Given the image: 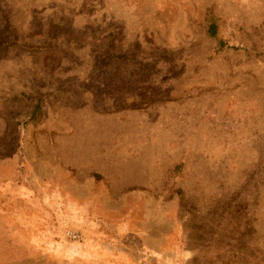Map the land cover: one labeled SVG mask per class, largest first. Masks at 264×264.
Here are the masks:
<instances>
[{
    "label": "rangeland",
    "instance_id": "374dc122",
    "mask_svg": "<svg viewBox=\"0 0 264 264\" xmlns=\"http://www.w3.org/2000/svg\"><path fill=\"white\" fill-rule=\"evenodd\" d=\"M0 264H264V0H0Z\"/></svg>",
    "mask_w": 264,
    "mask_h": 264
},
{
    "label": "built area",
    "instance_id": "2783aa9c",
    "mask_svg": "<svg viewBox=\"0 0 264 264\" xmlns=\"http://www.w3.org/2000/svg\"><path fill=\"white\" fill-rule=\"evenodd\" d=\"M66 236L72 240H79L81 238V234L73 230H68L66 232Z\"/></svg>",
    "mask_w": 264,
    "mask_h": 264
},
{
    "label": "trees",
    "instance_id": "16d2710c",
    "mask_svg": "<svg viewBox=\"0 0 264 264\" xmlns=\"http://www.w3.org/2000/svg\"><path fill=\"white\" fill-rule=\"evenodd\" d=\"M210 30L212 31V35H215L216 34V25L212 24L210 26ZM39 108H40V101L36 104V108H35V111L33 112L32 117L35 116V114H36L37 110H39Z\"/></svg>",
    "mask_w": 264,
    "mask_h": 264
}]
</instances>
